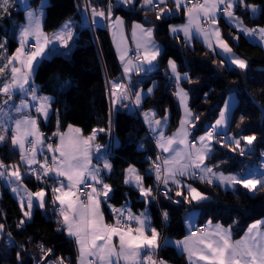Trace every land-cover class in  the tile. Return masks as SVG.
<instances>
[{
	"label": "trees",
	"instance_id": "trees-1",
	"mask_svg": "<svg viewBox=\"0 0 264 264\" xmlns=\"http://www.w3.org/2000/svg\"><path fill=\"white\" fill-rule=\"evenodd\" d=\"M38 0H30L32 5ZM89 5L104 8L105 0H95ZM249 5L258 6L264 10V0H246ZM6 16H0V66L7 63L5 59L17 45L15 33L24 21V10L17 0H10ZM113 14L121 15L126 28L132 22L150 24L153 34L163 48L157 58L155 68L150 72H135L130 79L121 75L120 68L108 33L104 27L91 26L83 20L81 11L85 0H48L44 6L43 30L46 34L54 31L67 19L72 20L75 34L72 37L69 52L53 54L40 60L34 81L38 82L39 90L52 97L50 114L47 120L38 119V126L45 140L55 144L57 136L53 133L62 132L67 126H77L83 136H88L93 129L97 131L94 143L102 146L107 143L110 130L113 145L110 151L104 150L112 169L120 171L129 165L136 166L144 183L155 187V173L151 170L155 160V147L145 135V126L140 118V110L153 108L155 115L160 116L168 111L166 132L174 131L180 120L181 111L175 94V87L168 71L169 59L174 60L179 73L186 72L189 79L181 81L189 95V106L193 116L199 119L193 121L191 136L206 131L217 117L222 101L230 92L237 96L235 107L228 122V133L234 134L240 140L239 148L235 144L223 145L221 138L214 141V153L208 164L217 165L215 169L246 172L256 162L262 160L264 149V117L254 101L264 111V46L258 42L249 41L238 30L230 27L221 17H218L222 38L231 49L247 62L245 69L229 66L223 58L194 40L191 44L183 41L181 36L173 38L168 32V25L179 22L183 18V10L169 13L156 19V10L151 6L140 4L134 0L133 5L122 7L115 5ZM170 3L167 2V7ZM235 14L244 24L250 27L264 25V11L252 15L249 10L237 6ZM239 37L234 39L233 37ZM6 39V40H5ZM224 61L223 63L221 61ZM8 70L6 69V72ZM121 82L133 90L140 86L147 87L152 81L155 86L146 95L139 109L132 106L131 98L123 105L115 106L111 99V82ZM0 82L4 77L0 76ZM18 98V95L15 96ZM6 99L0 94V103ZM125 105H127L125 107ZM131 105L133 108H131ZM36 114V113H35ZM10 134L6 143L0 144V161L6 166L19 165L20 152L10 142ZM154 136L155 134L152 133ZM243 136H254L251 148L244 149ZM156 137V136H155ZM156 147L157 143H156ZM159 149V148H158ZM160 150V149H159ZM250 150V151H249ZM47 154L44 149V155ZM39 156L38 160H43ZM95 163L97 159L94 157ZM24 169V165H20ZM22 184L31 192L41 188L46 191L45 207L35 205L30 219L17 227L23 217V211L18 200L12 195L8 186L0 181V224L4 231L0 233V264H20L16 253L23 256V264H36L41 260L42 252L38 247L43 244L45 249H52L51 258L63 257L69 264H77L78 250L73 238L64 231L53 204L51 188L53 180L37 181L34 174L23 170ZM110 185L116 187L120 183L110 177H104ZM208 199L202 202H183V196H175V188L171 199H166L163 193L158 195L159 205L168 213L166 232L168 236L183 235V216L186 211L196 208L197 222H213L228 225L234 237L239 236L249 223L264 218V190L254 194L237 184L232 189H222L218 184L201 183L199 179L187 180ZM165 190V189H164ZM187 195V192H184ZM150 199V198H149ZM189 199H191L189 197ZM180 200L181 203H175ZM144 199H130V207L136 211L145 206ZM152 214V223L158 230L161 227L159 214L152 200L147 204ZM107 221L111 216L105 205H102ZM264 225V224H263ZM9 233L11 236L9 237ZM23 245V247H21ZM164 258L176 264H183V258L171 246L162 250Z\"/></svg>",
	"mask_w": 264,
	"mask_h": 264
},
{
	"label": "snow or ice",
	"instance_id": "snow-or-ice-1",
	"mask_svg": "<svg viewBox=\"0 0 264 264\" xmlns=\"http://www.w3.org/2000/svg\"><path fill=\"white\" fill-rule=\"evenodd\" d=\"M173 2L176 11L179 12L183 7L187 17V23L184 25L169 27L173 38H177L180 32L183 33L185 42L188 44L194 37L202 38L209 49L215 51L216 48H219L221 51L216 54L226 56L231 64L236 65L239 69H245L247 62L236 57L232 53L231 47L221 37L220 30L216 26L218 13L222 12L228 22L245 36L259 37L260 41H264V27L249 29L235 14L234 9L241 5L246 11L250 9L253 14L264 11L255 5L247 4L246 0H173ZM20 3L28 7L26 0H20ZM116 3L118 5H133V0H116ZM142 3L144 6H151L156 10L157 20L171 12L167 8V0H142ZM10 6V0H0V16H6ZM87 7L91 8L93 24L96 23V18L107 20L109 27L114 30V36L118 32L122 33L123 20L120 17H115V22L112 20L114 5L111 0H109L106 11L91 5ZM42 11L43 5L40 9L27 11V23L21 26L19 32V47L12 55L6 56L7 63L0 66V76L4 77V82H0V94L6 97L0 103V144L7 142L8 133L11 132V143L20 152L19 165L6 166L0 161V179H6L9 184L18 182L22 184L24 175L27 173H21L20 165H27L28 172L34 174L37 181L44 182L49 179L54 181L51 188L53 204L59 205L58 213L61 219L58 223L62 226L58 230L65 231L70 238H74L78 249L77 264H120L121 261H124V264H145V262L156 264L152 260V255L159 248V232L151 226V218L147 209L139 214H134L127 205L115 208L109 204L114 222H105L101 205L107 203L111 198L112 187L104 182L103 172L110 171L112 165L106 155L102 153V146H95V154L97 162H103V168L92 163V142L96 138L97 131L103 132L105 129H93L92 134L86 138L79 135L80 129H74L71 125L67 132L57 130L53 136H58L59 142L55 146L53 143L46 145L47 151L52 153L50 160L46 156L42 161L37 158L44 155L45 138L39 130L38 119L29 115L27 110L34 108L38 116L47 120L52 98L38 96L37 88L30 83L31 77L40 59L47 55V51L56 47L54 42L67 47L72 36L71 29L67 24L60 32L51 37L44 35L41 28ZM132 35L136 42L135 57H129L126 48L121 51L120 55L125 76L133 70L152 71L154 63L161 55V49L153 40V28L133 24ZM137 35H139L138 39ZM233 38L238 39L239 37ZM213 39L216 41L215 45L212 43ZM31 40L35 41V44L31 45L34 50H29L28 47ZM2 47L3 45H0V48ZM118 51H120L119 46ZM141 52L143 53L142 62L133 64V59H140ZM126 57L129 58L125 60ZM168 68L176 82L177 91L175 94L180 98L181 105L185 109V116L181 118L180 128L173 136L165 137L163 125L166 123L167 117L164 120H153L155 113L144 114L149 130L154 134L158 133L157 146L163 152L170 153V156L164 158L162 162L158 155L151 169L155 173L157 185L163 184L164 186L163 195L165 198L171 199L173 187L169 185H172L176 189L175 196H183L185 203L207 200L208 197L205 194L185 182V180L196 179H199L201 183L209 185L217 183L219 186L231 188L239 184L253 194L256 191L264 190V173L260 176H256L255 173L225 175L222 171H214L218 167L217 165L209 166L205 163L207 159H211L214 153L212 142L221 135L219 130L227 123V104L226 108L220 111L215 124L206 130L205 135L190 140V131L187 126L193 124V121L198 120L199 117L193 116L187 108V93L180 87L181 81L189 78L187 73L181 76L174 60L169 59ZM111 83V96L114 105L130 99L132 89L128 85L122 87L118 82ZM117 90H119V94ZM151 92L152 89H148V93ZM16 95L25 98L17 104L14 101ZM134 96L133 103L139 106L144 93L136 91ZM242 139L246 141L245 148H247L248 145H252L255 137L243 136ZM222 144H235L239 148L240 140L227 137L225 133ZM177 145L182 147H176ZM240 151L242 155L246 154L245 149H240ZM37 165L38 167H36ZM61 178L66 179L68 183L65 185ZM124 183L138 189L146 204H150L152 200L156 199L153 187H145L144 177L134 166L130 165L125 170ZM86 189H90V191H86ZM20 190L19 186L12 188L14 193H19ZM185 191L187 195H184ZM46 194L44 188L34 193L27 192V210H25L24 198L21 199V210L25 218H31L36 202L39 207H45ZM174 202L181 203L180 200H174ZM163 216L167 221V212H164ZM24 223L26 220L21 219L17 227L23 226ZM260 223L251 225L244 237L239 240H233L230 229H225L217 224L215 228L204 232L196 239L185 237L183 240L176 241V246L187 253L189 264H201V262L202 264H264V232L258 231ZM149 230L150 235L147 234ZM3 231L4 225L0 224V233ZM114 239L118 240V246L114 243ZM38 247L42 252L41 261L44 264H69L63 257H57L55 261L45 260V257L54 254L53 250L45 249L43 244ZM144 250H147L148 255L141 258ZM16 258L20 264H23L21 252L16 253ZM160 264H163V261H160Z\"/></svg>",
	"mask_w": 264,
	"mask_h": 264
},
{
	"label": "crops",
	"instance_id": "crops-1",
	"mask_svg": "<svg viewBox=\"0 0 264 264\" xmlns=\"http://www.w3.org/2000/svg\"><path fill=\"white\" fill-rule=\"evenodd\" d=\"M89 1H90V2H94L95 0H89ZM133 1H134V0H133ZM141 2H142V0H141ZM167 2L170 3L169 7H167L168 9L171 10L170 13H175V12H177V11H176V6H175L173 0H167ZM113 3H114L115 5H118V4L116 3V0H113ZM45 4H46V3H45ZM88 5H89V4H88L87 0H85V7H84V8L82 9V11H81V16H82L83 20L87 21L91 26H101V27H104V28L106 29V31H107V33H108V36H109V39H110V42H111V44H112V47H113L114 53H115V55H116V58H117V61H118V65H119V67H120V69H121V71H122V75L124 76V78H125V79H130L131 75H132L133 73H135V72L142 73V71H136V70H133V71H131L130 73H128L127 76H125V74H124V66H123V63H122V61H121V59H120V55H121V51H122L123 49H125V48L127 49V51H128L129 54H130L131 51L136 50V42H135V40H134V38H133V35H132V33H133V24H140V25H142V26L145 27V28H148V27L153 28V26L150 25V24H146V25H144V24H141V23H139V22H132V23L130 24L129 29H127V28H126V22H125L124 18H123L121 15H119V14H113V16H112V20H113V22H115V17H120V18L123 20V29H122V33L118 32V33L114 36V34H113L114 30L111 29V28L109 27V22H108L107 20H102V19H100V18H96V23H95V24L92 23V19H93V18H92V16H91V8H90V7H87ZM119 5L122 6V7H128V6H130V5H122V4H119ZM142 5H143V3H142ZM91 6L97 8V9H103L102 7H99L98 5L95 6V5H92V4H91ZM257 7H258V6H257ZM181 10H183V7L181 8ZM249 11H250V13H251L252 15H255V14H253V13L251 12L250 9H249ZM42 12H43L42 14H44V9H43ZM218 17H221V18H222V19H223V20H224V21H225L230 27L236 29L232 24H230V23L228 22L227 17H225L223 14H219V13H218ZM41 19H42V16H41ZM64 22H66V21H64ZM24 23H25V22H24ZM185 23H187V17L185 16V14H184V10H183V18H182V20L179 21V22H173V23H170V24L168 25V27H167V28H168V32L170 33V31H169V27H170V26H180V25H184ZM62 24H63V23H62ZM67 25H69V27H70V29H71V33H72V23H67ZM60 26H61V25H60ZM216 26L219 28L218 24H217ZM244 26L247 27V28H249V29L256 28V27H250V26H248V25H246V24H244ZM258 27H264V25H263V26H258ZM57 30H59L58 27H57V29H56L54 32H57ZM219 30H220V29H219ZM236 30H237V29H236ZM240 33H242V32H240ZM170 34H171V33H170ZM220 34H221V32H220ZM242 34H243V33H242ZM171 35H172V34H171ZM178 35L181 36L182 39H183V41L185 42V38H184L183 33L180 32ZM243 35H244V34H243ZM244 36H245V35H244ZM221 37H222V36H221ZM245 37H246L249 41H251V42H258V43H260L261 45L264 46V41H260V40H259V37H256V38H252V37H248V36H245ZM138 38H139V35H137V39H138ZM15 39H16V41H17V43H18V41H19V36H18L17 38H15ZM195 39L198 40V41H200L204 46H206L205 43L203 42V39H202V38H195V37H194V38L192 39L191 43H192ZM153 40L155 41V43L159 46V48H160L161 51H162L163 46H162V44H161L159 41L156 40V38L154 37V34H153ZM34 42H35V41H34ZM185 43H186V42H185ZM191 43H190V44H191ZM212 43H213V45L216 44L215 39H213ZM187 44H188V43H187ZM118 46H119V48H120V51H118ZM206 47H207V46H206ZM207 48H208V47H207ZM210 50H211V49H210ZM212 51H213V50H212ZM220 51H221V50H220L219 48H216L214 52H215V53H219ZM66 52H67V53L69 52V48L67 49ZM63 53H65V52H62L61 54H63ZM232 53H233L236 57H239L240 59H243L242 57L238 56L233 50H232ZM220 56H221V55H220ZM221 57L223 58V60H224L229 66H232V67L238 68V67H236V65L231 64L230 60H228V58H227L226 56H221ZM128 58H129V57H126L125 60H127ZM142 60H143V53L141 52L140 59H139V60L133 59V64H139V63L142 62ZM243 60H244V59H243ZM155 66H156V62L154 63V67H153V69L155 68ZM167 67H168V63H167ZM36 70H37V66H36L35 72H34L33 75H32V77H34V78L36 77ZM168 71H169V74H170V77H171V80H172V85H173V83L175 82V79L172 77V74H171L169 68H168ZM185 73H186V72H183V73H180V74H181V76H183ZM32 77H31V80H32ZM30 83H31V81H30ZM118 83H120L121 86L123 87V84H122L121 82H118ZM154 86H155V81H152L147 87H142V86H140V87H138V88H135V89L133 90L132 106H133L134 108H136V109H139L140 106H141V104H142V101H141V104H140L139 106H136V105L133 103L134 100H135L134 93H135L136 91H142V92L144 93V97H145L146 95H149V93H148V89L151 88V89L153 90ZM180 87L184 90L185 93H187L186 105H187V108H188V109L191 111V113L193 114V112H192V110H191V108H190V106H189V95H188V92H187V90H186L183 86H181V84H180ZM176 91H177V88L175 87V93H176ZM111 92H112V89H111ZM117 92H118V94H119V90H117ZM43 95H44V96H47V97H51V96L46 95V94H41V97H43ZM144 97H143V98H144ZM18 98H19V95H18ZM51 98H52V97H51ZM176 98H177L178 103H179V106H180L181 116H180L179 124H178L177 128H176L174 131H172V132H170V133H167V132H166V127H167V124H168V114H167V111H166L164 114L160 115V116H156V115H155V116L152 118L153 120H164V118L167 117L166 123L163 125V133H164V136H165V137H171V136H173L174 133L177 132V130L180 128V121H181V118L185 116V109H184V107H182V105H181L180 98H179L177 95H176ZM111 99H112V101H113V97H112V96H111ZM142 100H143V99H142ZM14 101H15V103L18 104V99H17V98L14 97ZM51 101H52V100H51ZM127 101H128V100H123L122 103H117V104H115V106L123 105L124 102H125V104H126ZM236 101H237V96H236V94H235L234 92H230V93H228V94L226 95V97L224 98V100L222 101V104H221V106H220V109H219V112H218L217 117L214 119V121H213V122L210 124V126L208 127V129H209L212 125L215 124L216 120L219 118L220 111H221L222 109H225V108H226V104H227V108H226V111H227V123H226V125L222 126V128L219 130V131L221 132V135L218 136L217 138H221L222 140H224V139H225V133H226V136H227V137H232L231 135L228 134V122H229V118H230V115H231V113H232V110H233V108L235 107ZM1 103H2V102H1ZM130 106H131V105H129V107H130ZM132 106H131V108H133ZM33 110H34V108H32V109H30V110H27V111H28V114H34L33 112H31V111H33ZM145 113H155V110H154L153 108H146V109H142V110H140V114H139V115H140V118H141V120H142V122H143L145 128L149 130L148 124L145 123V115H144ZM35 118H37V119H41V120H45L43 117L38 116L37 113L35 114ZM72 127H73L74 129H75V128H78V129H79V127H77V126H72ZM187 127L189 128V131H190L189 139H190V140H195V137H194L195 135H193V137L191 136L193 124H190V125H188ZM68 128H69V126H67L62 132H67V131H68ZM39 130H40V129H39ZM79 135H80L82 138H86V136H83V135L81 134V130H80ZM157 135H158V133L155 134L156 137H157ZM10 136H11V134H10ZM10 142H11V139H10ZM58 142H59V137L57 136L56 141H55V144L58 143ZM213 143H214V141L212 142V146L214 145ZM55 144H54V146H55ZM11 145H12V143H11ZM96 145H98V144L94 143V141H93V142H92V151H93V159H92V163H93V165H95V166H97V167L103 168V162H102V161L99 162V163H95V161H94V157L96 158V154H95V146H96ZM12 146H13V145H12ZM176 147H182V146L177 145ZM158 148H159V147H158ZM15 149H17V150L19 151L18 148H15ZM159 149L162 151L161 148H159ZM162 152H163V151H162ZM102 153L104 154V150H103V148H102ZM163 153H164V157H165V158H167V157L170 156V153H165V152H163ZM38 157H39V156H38ZM38 157H37V158H38ZM41 161H42V160H41ZM205 163H206L207 165L211 166V165L208 164L206 161H205ZM19 164H20V161H19ZM259 165H260V163H259ZM129 166H130V165H129ZM129 166L126 167V168L123 169V170H120V171H115V170H113V169L111 168L110 171L105 170V171L103 172V176H104V177H105V176H106V177H110V178H112V179H114V180H116V181H118V182L120 183V184H119L118 186H116V187H114V186L111 185V187H112V192H111V194H110V197H111V198L109 199V201H108L107 203H103V204L105 205L107 211L109 212L110 216H112L113 213H112V209L108 206L109 204L112 205V206L115 207V208H120V206H121L122 204H124V203L130 204V199H131V198H134V199H143V198L140 196L138 189H136V188L133 187V186L126 185V184L124 183L125 170L128 169ZM131 166H133V165H131ZM36 167H38V165H37ZM134 167L138 170V168H137L136 166H134ZM24 169H25L26 171H28L27 165H24ZM24 169L20 167V171H21V173H23V170H24ZM259 169H260V170H259L260 173H259L257 176H260V175L263 173L262 170H261V165L259 166ZM214 171H222V172H224L225 175H228V174L245 175V174H247V172H243V173H241V172H239V171L236 172V171H228V170H222V169H214ZM138 172H139V174L142 176V174L140 173L139 170H138ZM181 179H184V178H181ZM61 180H64L63 183H64L65 185L68 183V181L65 180V179H63V178H61ZM0 181H1V184H3V185H5V186H8V187H9L10 192H11L12 195L18 200L20 206H21V199L24 198L25 210H27V207H26V204H27V192H31V191H29V190H28L23 184H21V183H19V182H18V183L9 184L7 181H6V182H3L1 179H0ZM104 182L109 184V182H107V180H105V178H104ZM185 182L188 183V184H190L189 182H187V180H185ZM89 183H90V181H89ZM144 184H145V183H144ZM216 184H217V183H216ZM109 185H110V184H109ZM17 186H19V187L21 188V190H20L19 193H14V192L12 191V188H13V187H17ZM148 186H149V185H146V184H145V187H148ZM171 186H172V185H171ZM192 186H193V185H192ZM241 186H242V185H241ZM173 187H174V186H173ZM193 187H194V186H193ZM220 187H221L222 189H232L231 187H223V186H220ZM87 191H90V189H88ZM33 193H34V192H33ZM34 199H35V198H34ZM84 199L86 200V197H85ZM194 202H196V201H194ZM103 204H102V205H103ZM35 205H38V202H36ZM55 205H58V204H55ZM55 205H54V206H55ZM102 205H101V210H102V212H103V214H104V211H103V209H102ZM38 206H39V205H38ZM58 206H59V205H58ZM145 209H147L148 214H149V216H150V218H151V226L154 227V226H153V223H152V214H151V212H150V208H149V206H148L147 204H145V206H144L142 209H140V210H141L140 212H139V210L136 211V210H134V209H132V212H133L134 214H139V213H141V212H144ZM57 216H58V218H59V220H60L61 217L59 216V213H57ZM23 217H24V215H23ZM197 218H198V212H197V209H196V208H192V209L186 211V213H185L184 216H183V229H184V233H183V235L178 236V237L168 236V237L166 238V240H165V245H166V246H171L177 254H179V255L182 256L183 261H184L183 264H189L188 255H187V253H184V252L182 251L181 248H178V247L176 246V241L183 240L185 237H190V238H192V239H196L198 236L202 235L204 232L209 231L211 228H215V226H216L217 224H219V223H213V222H205V223H206V230H204V231H200V232H196V233H193V232H192V229H193V227L195 226V224L198 223V222H197ZM24 219L27 220V218H25V217H24ZM104 219H105V222H107V220H106V218H105V215H104ZM257 222H261V223L259 224V226H258V231H260V232H264V225H263V224H264V219H258V220H255V221L249 223L248 226L242 231V233H241L239 236H236V237L233 236V234H232V230H231V228H230L228 225H227V226H226V225H222V224H219V225H221V226H222L223 228H225V229H230V230H231V234H232V238H233V240H239V239H241L242 237H244V235H245V233L248 231L249 227H250L251 225H253V224H256ZM154 228H155V227H154ZM156 229H157V228H156ZM157 231H158V229H157ZM64 232H65V231H64ZM65 233H66V232H65ZM147 234L150 235V230H149V232H148ZM66 235H67V233H66ZM73 239H74V238H73ZM74 241H75V240H74ZM114 243H116L117 246H118V240L114 239ZM77 250H78V249H77ZM144 255H148L147 250L142 251V256H141V258H142ZM77 257H78V255H77ZM193 259L195 260V257H193ZM120 264H124V261H121ZM145 264H150V262H145ZM163 264H176V263H174L173 261H171V260H169V259L164 258V260H163ZM201 264H202V262H201Z\"/></svg>",
	"mask_w": 264,
	"mask_h": 264
},
{
	"label": "built area",
	"instance_id": "built-area-1",
	"mask_svg": "<svg viewBox=\"0 0 264 264\" xmlns=\"http://www.w3.org/2000/svg\"><path fill=\"white\" fill-rule=\"evenodd\" d=\"M111 2L113 4V0H111ZM108 3H109V0H105L104 8H103L105 11L107 10ZM140 4L142 5L141 0H140ZM219 14H222V12H219ZM34 44H35L34 40H31L29 42V45H28L29 50H33L34 49V48L31 47V45H34ZM135 54H136V50H133V51L130 52L129 57H135ZM120 72H121V75H122L121 69H120ZM173 85L176 86V82H174ZM130 98L132 100V95L130 96ZM32 112L35 114L36 113L35 112V109ZM145 135L149 138V140L152 142V144L155 147V160L154 161H156V158L159 155L161 157V162H162L165 157H164V153L156 147V137L148 129L145 130ZM47 143H50L49 139L44 141L45 147H46ZM112 145H113V140H112V144L109 143V142H107L106 145H105V147H104V150L105 151H110L112 149ZM46 151H47V147H46ZM262 154H264V149H263ZM45 156L46 155H43L44 158H45ZM44 158H43V160H44ZM261 170L264 173V155H262ZM155 182H156V178H155ZM81 187L83 188V186H81ZM156 189H158V191H156ZM87 190L88 189H86V191ZM164 191L165 190H164L163 184L157 185V182H156L155 183V187H154V195L156 196V199L153 200V202L155 204V208H156V210H157V212L159 214V218H160V222H161V227L158 230V232H159V239H158L159 248L156 249L155 252L152 255V260L155 261L156 264H160V261H163L164 260V256L162 254V250L166 246L165 245V240L168 237L167 232H166V227H167V222H168V219H169V215H168L167 221H165L164 216H163V213L166 212V211L159 205L158 200H157L158 195L161 194V193H163ZM125 205H127L131 209V211H132V208L127 203L122 204L120 207L125 206ZM58 209H59V206L58 205H55V210L57 212H58ZM113 222H114V220H113V215H112L111 218H110V220L107 221V223H113ZM204 230H206V223L205 222H199V223H196L195 224V226L192 229V232L193 233H196V232H200V231H204ZM48 259H51L52 261H55L53 258H51V255L48 256V257H45V260H48ZM36 264H44V262L40 260L39 262H36Z\"/></svg>",
	"mask_w": 264,
	"mask_h": 264
},
{
	"label": "rangeland",
	"instance_id": "rangeland-1",
	"mask_svg": "<svg viewBox=\"0 0 264 264\" xmlns=\"http://www.w3.org/2000/svg\"><path fill=\"white\" fill-rule=\"evenodd\" d=\"M18 1V4L23 8V10H24V21L22 22V24H21V26H23V25H25L26 23H27V18H26V13H27V11L28 10H37V9H40L41 8V5H43V9H44V6L47 4V2H48V0H38L36 3H35V5H32L31 3H30V0H26V4H27V6L28 7H26L25 6V4H21L20 3V0H17ZM46 3V4H45ZM43 13V12H42ZM66 22H62L63 24H61V26H58V29L59 30H57V32H54V31H52V32H49L48 34H46L45 32H44V30H43V14H42V19H41V28H42V31H43V33H44V35H46V36H49V37H51V36H53V34H55V33H58V32H60L63 28H64V26L67 24V23H72V20L71 19H67V20H65ZM25 22V23H24ZM21 26H20V28H19V30L15 33V38H17L18 36H19V32H20V30H21ZM75 34V31H74V29H73V26H72V36H71V39L68 41V46L67 47H63V46H61V45H59L58 44V42H54V43H56V47L55 48H53L51 51H47V55H45L44 57H50V56H52L53 54H60V53H62V52H66L67 51V49L69 48V46L71 45V40H72V37H73V35ZM17 47H19V41H18V43H17V45H16V47H15V49L13 50V52L12 53H14L15 52V50H16V48ZM34 50V49H33ZM12 53L10 54V55H12ZM9 55V56H10ZM41 60V59H40ZM39 64V63H38ZM38 64L36 65V66H38ZM31 84H33V85H35V87L37 88V95L38 96H41V94H43L40 90H39V85H38V82H36V81H34V77H32V80H31ZM44 96V95H43ZM25 97H22V96H20L19 95V98H17L18 99V103H20V101H21V99H24ZM167 111V110H166ZM32 112V111H31ZM167 114H168V111H167ZM29 115H31V116H33V117H35V114H29ZM42 117V116H41ZM41 132V131H40ZM42 133V132H41ZM205 133H206V131H203V132H200V133H198V134H196L194 137H195V139H198L200 136H203V135H205ZM92 133H90L88 136H90ZM229 135H231L232 137H234L235 139H238L239 140V138L238 137H236L234 134H232V133H228ZM87 136V137H88ZM112 140H113V137H112V134H111V130H110V134H109V137H108V140H107V142H109V143H111L112 144ZM245 145H246V141H244V149L245 150H247V149H250L251 148V145H248L247 146V148H245ZM44 149H46V147H45V145H44ZM51 155H52V153H49L48 151H47V154H46V157H48L49 158V160H50V158H51ZM259 163H260V165H261V161H258V162H256L250 169H247L246 170V172H247V174H251V173H255V175L257 176L259 173H260V169H259ZM3 182H6L7 180L6 179H1ZM66 180V179H65ZM64 181V180H63ZM141 210H139V212H140ZM261 219H264V218H261Z\"/></svg>",
	"mask_w": 264,
	"mask_h": 264
},
{
	"label": "water",
	"instance_id": "water-1",
	"mask_svg": "<svg viewBox=\"0 0 264 264\" xmlns=\"http://www.w3.org/2000/svg\"><path fill=\"white\" fill-rule=\"evenodd\" d=\"M254 103L257 106L258 110L260 111L261 117H264V111H263L262 107L258 103H256L255 101H254Z\"/></svg>",
	"mask_w": 264,
	"mask_h": 264
}]
</instances>
